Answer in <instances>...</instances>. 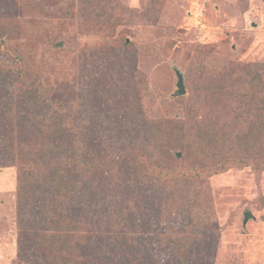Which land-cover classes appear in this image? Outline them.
Wrapping results in <instances>:
<instances>
[{"label":"rangeland","instance_id":"1","mask_svg":"<svg viewBox=\"0 0 264 264\" xmlns=\"http://www.w3.org/2000/svg\"><path fill=\"white\" fill-rule=\"evenodd\" d=\"M41 1L0 0V40L16 39L20 33L17 41L23 42L30 29H44L48 12ZM72 1L77 17H84L93 8L88 4L90 0H65V3ZM45 2L52 4L57 0ZM111 3L115 13L122 15L113 33L77 28L71 31L69 56L79 60L80 70L86 55L91 54L96 61L94 67L104 73H101L103 81L93 85L90 107L80 113V117L89 116L92 121L80 131H88L95 150L115 146L126 150L138 141L140 150L149 154L151 160L160 159L173 167L196 163L202 153H213L214 138L209 134L203 142L199 128H206L207 121L209 127L220 130L222 124L215 119H222L223 124L226 121V125L232 107L224 103L225 99L218 107L210 103L212 99L204 94L206 83L199 78V62L216 61L227 72L244 64L246 68L238 70L244 77L247 73L264 74V0H112ZM48 31L52 32L50 37H65L58 29ZM116 35L124 41V50L122 46L120 51H112ZM45 50L44 45L37 52L43 54ZM109 54L117 58L112 71L107 73L102 58ZM209 67V71L218 70L217 64ZM177 72L184 76L181 95H175ZM108 78L113 80L111 88H106L113 95L111 100L106 99V93L99 94ZM61 85L55 96L69 103L72 86L67 81ZM245 89L241 88V92L255 95L256 108L253 107L252 113L263 117L264 89L261 93ZM2 94L0 88V100L5 99ZM188 115V123L180 128L177 121L186 120ZM8 127L1 128L2 132ZM258 127L248 139H241L238 149L245 150V142L255 145L259 151L249 150L262 159L264 126ZM14 128L16 148L29 147L33 153L40 150V132L26 122L15 124ZM258 132L263 135L259 142ZM106 136L109 146L103 143ZM220 147L223 155L235 154L226 150V142ZM132 179L138 180L140 191L126 188V194H120V202L126 207L132 201L139 202L142 218L137 232L124 240V247L137 244L143 247V243L146 251L152 246L154 252L148 250L159 255V262L169 258L172 264H264V169L257 170L253 165L234 167L205 179L185 176L165 179L140 172L131 174ZM18 217L17 170L0 167V264H34L18 256L21 233Z\"/></svg>","mask_w":264,"mask_h":264},{"label":"trees","instance_id":"2","mask_svg":"<svg viewBox=\"0 0 264 264\" xmlns=\"http://www.w3.org/2000/svg\"><path fill=\"white\" fill-rule=\"evenodd\" d=\"M90 1L88 4L93 8L89 13L77 17L73 1L66 5L65 0L52 4L43 0L41 3L48 12L44 29H30L23 42L17 41L22 36L20 33L16 39L0 40V88L5 98L0 100V167L17 170L21 229L17 241L18 256L34 264H172L169 258L159 262V255L152 253V246V252L148 250L150 248L144 251L143 243V247L138 244L124 247L130 234L132 236L139 228L142 205L132 201L126 207L120 202V194H126V188L132 192L133 189L140 191L138 180H130L131 174L140 172L165 179L176 176L205 179L234 167L253 165L257 170L264 169V158L249 150L254 149L256 153L259 148L245 142L246 151L238 149L241 139L254 133L255 127L264 126V115L252 113L255 95L241 92V88L261 93L264 74L257 72L251 76L247 73L244 77L241 70L238 71L246 68L244 64H240L238 70L231 68L227 72L218 67L216 61L199 62V78L206 83L204 94L217 107L225 99L224 103L232 107V115L228 125H225L226 121L223 124L222 119H215L216 123L222 124L218 125L220 130L209 127L207 121L206 128H199L201 140L205 142L206 136L211 134L216 145L213 153H202L196 163L173 167L160 159L151 160L149 154L140 150L138 141L126 150L120 146L95 150L88 131H80L82 126L90 125L92 117L83 118L80 113L90 107L93 85L103 81L101 75L104 73L94 67L96 61L91 54L82 62L83 70H80L79 60L69 56L71 31L77 28L113 33L122 15L118 11L115 13L112 0ZM50 28L58 29L67 37H50ZM43 43L46 50L38 54L37 49H42ZM114 43L112 51H120L122 46L125 49L120 35H116ZM114 55L102 58L107 73L115 66L113 62L117 57ZM215 64L218 70L209 71V66ZM180 75L184 85V76ZM109 80L99 94L104 92L106 99L111 100L113 95L106 90L113 83ZM64 81L72 86L68 93L71 95L69 103L55 96ZM187 117L177 121L180 128L188 123L189 115ZM25 122L40 132V150L34 153L29 147L25 150L14 144V125ZM5 125L9 127L2 132ZM262 137L258 132L256 140L259 142ZM222 142H226V150L234 151L236 155H223ZM103 143L109 146L108 136ZM180 159L181 156L176 157L177 161ZM131 209L137 212H131Z\"/></svg>","mask_w":264,"mask_h":264},{"label":"water","instance_id":"3","mask_svg":"<svg viewBox=\"0 0 264 264\" xmlns=\"http://www.w3.org/2000/svg\"><path fill=\"white\" fill-rule=\"evenodd\" d=\"M177 77H178V81L176 83L177 90L175 91V95H181L184 93V86H183L182 77L179 72H177Z\"/></svg>","mask_w":264,"mask_h":264}]
</instances>
